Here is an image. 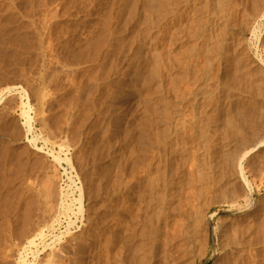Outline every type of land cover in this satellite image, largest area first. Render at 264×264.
<instances>
[{"label":"rangeland","instance_id":"374dc122","mask_svg":"<svg viewBox=\"0 0 264 264\" xmlns=\"http://www.w3.org/2000/svg\"><path fill=\"white\" fill-rule=\"evenodd\" d=\"M122 1L0 0V264H20L19 258L22 254V248L32 238H35L36 243L39 244L38 248H33L32 251L37 250L38 252L34 258L29 256L27 264H30V262H33L32 264H73L74 259L72 258L76 253L78 242L81 240L85 241L86 244L83 264H135V259L132 260L134 263H131V259L134 258L132 256L136 255L134 248L140 238L138 232L140 233V226H143L148 220L146 216L149 218L150 213L145 210L146 197L140 199V202H136V205L138 204L137 210H135L136 205H133V209L123 212L118 201L120 199V186H122L119 182L123 181V186L134 187L137 173H140L139 177H147L146 174L150 173L154 179L160 178L161 173L158 174V172L152 170L155 160L152 158L155 153V146L151 138L155 130L149 123L150 113L148 110L155 103L153 100L158 101L165 95L164 98H167L170 108L174 110V106L179 107L176 108L177 110L173 111L171 109L169 111L171 114L172 111L175 115L177 114V119L176 116L173 117V133L178 132V129L181 128L175 126L176 123H180L181 129H184L183 127L186 129L181 131L183 134L179 131V134L175 133V135L177 134L178 138L184 141L188 140L186 137L189 136L190 129L187 131L189 126L188 124L187 126L184 125H186L185 122L189 121L187 119L192 118L190 114L192 111L190 101L192 100H190V97H187L190 98L189 101L186 98L187 91H185L183 83L186 73L183 74V64L181 63L183 60L187 61L188 57V68H190L188 73L191 74L194 71L192 66L197 63V48L199 47L198 43H200V40L195 37L196 31H199L200 28H202L200 32L208 28L211 30L213 28V33L220 32L219 35L214 34L213 40H217L221 44L219 53L223 58L222 64L227 65L226 68L229 69L226 77L228 83L231 82L230 86L232 85V88L229 87L228 90L223 91L221 89L216 90L214 83L209 81L210 85L208 82L207 89L216 92L211 93V99L217 100V102L212 100V104L215 106L216 103V107L218 105L217 108L213 106V109H217L215 111L217 116L215 115V117L218 119H213L214 123L211 124H215L214 126L209 124L214 128L213 131L211 130L213 128H209L211 130L210 135L218 138L220 133L218 130H220L225 110L229 112V115L241 111L240 117L238 116L239 113L236 114L237 117L235 116L237 125L244 133H247V136L252 135V132L257 134L258 136L255 135V137L262 145L254 152L249 150L251 154L243 158L242 161H240L239 150H236V148L235 150L230 149V151L239 153L237 158L242 165L246 180L245 185H242V178L235 175L229 178L230 182L226 181L228 186L224 189L225 194H222L219 189L209 190L206 193L204 206L202 207V219L199 222L198 229L202 231H198V233L203 234H197L198 238H196L195 243L193 242L189 246L192 253L188 252L189 249H183L184 247H182L183 242L178 232L179 213L177 211L168 212L163 216L166 223L164 233L167 232L165 235L168 239L165 238L167 243L165 242L166 244L160 247L161 253L165 255V260L160 254V257L163 258L161 257L162 260H158V262H162L158 264H213L215 245H217V237L219 238V230L222 227H227L226 231L231 232L233 227L241 223L252 225L251 232L253 236L261 230L264 223V220L263 223L261 220L264 216V108L262 111L260 109L264 104V101H262L264 99V94H262V92L264 93V79L261 78L260 72L262 73V71L259 68L260 65H263L264 68V0H229V2L225 0L228 3L221 4L223 10L221 6L217 7V10L219 8L223 12L213 10L216 6L214 2L218 0H211V2L214 1L213 3H210V0H204L205 2L202 0L194 2L191 0H170L171 8L169 11L171 13L168 14L167 18L170 17L172 27L175 28L178 25L176 26V33L179 38H175L174 43H172V40L171 46L169 45L172 51L171 55L167 56L168 59L164 57L160 66L158 65L159 67L163 65L162 69H164L163 71H161V68L159 69L162 72V78L158 81H154V79L146 80L148 66L154 67L156 63L155 57H153L155 55L153 50L155 48L156 33L152 28H146L145 23L142 22V19L145 18L144 15H146L142 13L143 10L141 9L144 8L145 0H138L137 2L139 10H142L139 13L141 21L136 20L133 22L130 20V23L126 20V15L127 8L133 0ZM190 1L192 4L194 3V6ZM220 1H218L219 4L222 1L224 2V0ZM186 4H189V8ZM209 4L211 7H209ZM191 5L193 8L195 7L193 10L190 8ZM200 5L205 6L206 10L203 7L201 8L209 12L199 9ZM118 6L123 11H120ZM196 8L200 11H196ZM119 11L122 13L121 15L118 14ZM191 11H194L197 18L194 14H190ZM204 12L210 17L209 20ZM141 13L144 16L143 18ZM220 13L222 14L220 15ZM172 14L174 15L172 16ZM224 14L226 19H224ZM118 15L120 16L117 17ZM212 15L214 16L212 17ZM190 16L192 18L189 20ZM216 16H218V19L223 18L224 21L222 20V22L229 19L227 21L230 24L225 22L223 24L226 25H223L220 23L221 19L219 21L215 18ZM105 17H110V19L107 20ZM205 17L207 20L202 21ZM211 17L212 19L215 18L214 22L217 20V23L214 24ZM104 19H106V22H104ZM115 19L118 21L116 22ZM108 21L112 28L109 27L110 25L109 28L107 27ZM111 21L112 23L115 22L113 24L115 27L120 22L122 25L119 23L118 26L121 25L125 30L121 26L113 29L114 26H112ZM203 24L204 27H202ZM227 24L232 26L230 31ZM100 25L106 26V31ZM197 25H201L200 28ZM107 28L113 29L111 31L112 35H110L111 32L107 31ZM102 29H104L103 32ZM119 29L123 30L120 31L119 35H121H118V37L116 33L119 32ZM116 30L117 32H115ZM98 31H101V33ZM102 33H105V36H110L106 38L103 36L104 39L101 41L99 38H101ZM95 35H99L98 39L101 44L104 42L102 47H100V42L97 44L96 38L98 36ZM94 37H96V40ZM111 37L112 39H110ZM92 39L95 40L93 41L96 42V45L91 43L93 42ZM219 39L220 41L222 39V43ZM104 40L110 45L106 44ZM90 45L94 48L97 46L95 48L97 51ZM113 46L117 47L114 48ZM119 47L121 51H118L120 50ZM88 50L90 53L88 52V55L86 52L87 56L85 57V51ZM187 51L189 54H187ZM231 51H233L232 54H230ZM77 52L79 60H76ZM94 53L98 54V59ZM90 55L95 56V59ZM10 56L13 62H11ZM72 56H74V60H72ZM81 56H84V60L87 58L86 60L89 62L93 58V62H87L86 64L85 60V63H83L84 60ZM88 56L92 57L91 61L88 60ZM149 57L151 58L150 61ZM109 58L113 60V63ZM114 58H116V62H114ZM108 59L110 61H107ZM7 60L9 61L7 62ZM214 61L216 63V59ZM254 62L259 63V68L253 67ZM215 63H213V69ZM235 63L240 64V68ZM229 65L231 66L228 67ZM248 68L249 70H246ZM105 71L108 72L105 74ZM142 71L144 74L146 72L145 76H142ZM99 72L100 74H98ZM74 74L75 76H73ZM213 74L215 75V72ZM251 74L256 75L255 77H258V79H262H260L262 83L258 80V87V82L255 81L257 78ZM183 75L185 76L183 77ZM250 78L252 79L250 80L251 83H249ZM138 80L140 83H138ZM131 81H135V84ZM253 81H255L256 87H254L257 88L256 90H261V92H258L261 96L259 99L257 98L258 93H255V88L251 86L254 85ZM86 83H89L90 86L89 84L87 86ZM218 90H220V93ZM252 90L254 91L251 92ZM177 91L182 96L178 95ZM76 92L82 101L80 98L79 101H76V98H78ZM225 93L230 95V98L235 95V98L239 99L237 110L230 103L231 99L230 101L226 99L227 95ZM184 95L187 100L183 98ZM179 97H182L183 101L181 98L179 102ZM95 99L97 100L95 101ZM224 99L226 100L224 101ZM242 99L245 103L242 102ZM251 101L252 103H250ZM90 103L93 105H90ZM176 103L178 105H175ZM246 107L252 108L251 121H253L252 124L250 123L252 125V128L249 127L250 131L247 127L250 125H247L242 117V111ZM258 107L259 111H257ZM190 108L191 111L189 112ZM256 111L261 114H257ZM77 115H79L78 119ZM72 116H74V120ZM178 116L182 118L180 121ZM241 120L244 124H241ZM241 125L243 126L241 127ZM28 126H30V131ZM215 127H217V130ZM157 128L161 131L162 125L159 124ZM228 128V131H226L227 136L231 133V127ZM145 137H150L147 139V141H150H146L145 151L141 149L140 153L138 152V158L141 159V162L136 165L137 142L141 138L145 140ZM182 144L184 146V142ZM182 144L181 147H183ZM183 150L186 157L191 158L189 162L192 163V155H194L190 154L192 150L189 152ZM213 153L212 151V159L217 160L216 154ZM184 154L183 157H185ZM187 160L185 161L187 162ZM189 162L183 170L187 172L186 175L190 171L189 174L192 177L189 176L187 177L189 179L186 180L183 175L185 171L180 174V179L176 184L177 194H179L177 200L181 199L183 190L184 193L186 192L185 188L191 190L190 186L194 181V166H190L191 163ZM121 163L122 165H119ZM139 164L141 168H139ZM187 168L189 170H186ZM215 175L218 176L217 173ZM188 180L191 181H189L191 184L188 183ZM180 185L185 186V188ZM141 190L144 194L147 192V188L143 187ZM127 193L130 195V199L134 198L132 197V191L127 190ZM80 194L82 209L78 211ZM30 200H32L31 204H29ZM246 206L248 208L240 211V208ZM136 214H139L138 218ZM246 215L251 216V223L245 220ZM24 216L28 220L24 219ZM121 219L124 222L126 221L125 223L129 227L127 232L130 231L131 233H125L127 242L126 249L124 248V252H121L122 257L118 253L119 250H116L119 247L115 244L118 241L117 235L119 234ZM173 220H175L174 223ZM21 225L22 228L25 227V230L19 229ZM23 230L24 232H22ZM20 232H22V236H20ZM39 234H42L44 238L41 239ZM134 235L136 236L134 237ZM137 235L139 238H137ZM163 237L165 236L163 235ZM199 237L200 240H198ZM201 238L203 239L201 240ZM164 240H161V245H163ZM191 249L193 250L191 251ZM184 250H187V252ZM143 253L146 254L144 251ZM189 253L190 256L187 255ZM199 254H203V257L198 258Z\"/></svg>","mask_w":264,"mask_h":264},{"label":"bare ground","instance_id":"6f19581e","mask_svg":"<svg viewBox=\"0 0 264 264\" xmlns=\"http://www.w3.org/2000/svg\"><path fill=\"white\" fill-rule=\"evenodd\" d=\"M122 1V0H121ZM130 1V0H129ZM132 1V0H131ZM140 1V0H139ZM144 1V0H143ZM188 1V0H187ZM191 1H197V0H191ZM190 1V2H191ZM200 1V0H199ZM202 1H204V0H202ZM216 1V0H215ZM219 2H221L220 0H218ZM214 2V3H216V6H215V8L213 7V5H212V7L214 8H212L213 10H217V7H220L221 6V4H223V3H228L229 2V0H227V1H225L224 0V2L222 1V3H220L219 4V2ZM64 2V1H63ZM109 2V1H108ZM122 2H124V1H122ZM137 2H138V0H133V2L132 3H130V5H129V7L127 8V6H126V8L128 9H125V10H127V21H129V23L131 22V21H141V18H140V15H139V13H140V11H142L143 10V14H146V15H144L145 16V18H143L144 16H142L143 14L141 13V16H142V22H144L145 23V25L144 26H146V28L147 27H149V28H152V30L156 33V37H155V39H156V42H155V48H154V50H153V52L155 53V55L153 56V57H155V59L152 57V55H151V57L155 60V66L154 67H149L148 65V69H147V74H146V72H145V74H146V80H153L154 79V81H158V79H161L162 78V76H161V74H162V72L161 71H163L164 69H162V67H163V65L161 66V67H159L160 66V63L162 62V59L164 58V57H166L167 58V56L169 57V55H171V49H170V43L172 42V40H173V42L172 43H174V39L175 38H179L178 37V34L176 33V30H177V28H176V26H178V25H176L175 26V28L174 27H172L171 25V22L172 21H170L169 19H170V17L169 18H167L169 15L168 14H170L171 12L169 11V9L171 8V5H170V0L168 1V0H145L144 1V8H145V11H144V8H141L140 10H139V6L137 5ZM205 2V1H204ZM207 2V1H206ZM213 2H211V0H210V3H213ZM173 3V2H172ZM171 3V4H172ZM175 3V2H174ZM208 3V2H207ZM206 3V4H207ZM239 3V2H238ZM129 4V3H128ZM191 4H192V2H191ZM194 4V3H193ZM192 4V5H193ZM217 4H219V6H217ZM240 4V3H239ZM243 4V3H242ZM108 5V4H107ZM139 5H140V3H139ZM172 5H174V4H172ZM176 5V4H175ZM187 5V4H186ZM191 5V6H192ZM119 6H121V5H119ZM119 6H118V9H120L119 8ZM188 6V8H189V4L187 5ZM190 6V8L193 10L194 8H193V6L191 7ZM208 6V5H207ZM124 7V6H123ZM201 7H203V6H199L198 8L200 9ZM209 7H211V5L209 4ZM112 8V7H111ZM122 8V7H121ZM174 8V7H173ZM187 8V7H186ZM185 8V9H186ZM204 9H205V6L203 7ZM96 9V8H95ZM190 9V10H191ZM197 9V8H196ZM195 9V10H196ZM199 9H197L196 11H200ZM202 9V8H201ZM204 9H202V10H204ZM208 9H210V8H208ZM221 9L223 10V7L221 6ZM221 9H219L218 8V10H220V12H223V11H221ZM101 10V9H100ZM177 10V9H176ZM189 10V11H190ZM194 10V11H195ZM201 10V13L203 12ZM206 10V9H205ZM204 10V11H205ZM217 10V11H218ZM120 11H123V10H121L120 9ZM120 11H119V13L118 14H122V13H120ZM188 11V10H187ZM188 11V12H189ZM194 11H191V13L190 14H194ZM208 11V10H207ZM207 11H205V12H207ZM210 11H212L211 9H210ZM216 11V12H217ZM225 11H226V9H225ZM228 11V10H227ZM184 12V11H183ZM193 12V13H192ZM205 12H204V14H205ZM209 12V11H208ZM213 12V11H212ZM211 12V13H212ZM124 13V12H123ZM172 13H174V12H172ZM181 13V12H180ZM217 13H219V12H217ZM226 13V12H225ZM54 14V13H53ZM126 14V13H125ZM182 14V13H181ZM197 14H198V12H197ZM222 13H220V15H221ZM120 15H118L117 17H119ZM174 14H172V16H173ZM195 15V14H194ZM207 17H208V20H209V16L207 15V14H205ZM204 15V16H205ZM225 15V14H224ZM51 16V15H50ZM125 16V15H124ZM199 16V15H198ZM214 15H212V17H213ZM47 17V16H46ZM54 17V16H53ZM76 17V16H75ZM123 17V16H122ZM195 17L197 18V16L195 15ZM212 17H211V19H212ZM218 16H216L215 18H217ZM222 17H224V16H222ZM49 18V17H48ZM105 18H107V20H108V18L110 19V17H105ZM179 18V17H178ZM192 17L190 16L189 17V20L191 19ZM200 18V17H199ZM198 18V19H199ZM203 18V17H202ZM215 18H213L212 20V22H214V19ZM47 19V18H46ZM54 19V18H53ZM56 19V18H55ZM118 19V18H117ZM117 19H115L116 20V22L118 21ZM121 19V18H120ZM119 19V20H120ZM123 19H125V18H123ZM218 19V18H217ZM220 19H221V17H220ZM220 19H218L219 21H220ZM224 19H226V15H225V18ZM224 19L222 18L221 19V21H220V23H225V22H228L229 21V19H227L225 22H222V20L224 21ZM131 20V21H130ZM181 20H183V19H181ZM194 20H195V18H194ZM205 20H207L206 19V17H205V19L204 20H202V21H205ZM81 21V20H80ZM110 21V20H109ZM109 21L107 22V24L109 23ZM124 21V20H123ZM217 20H215V22H214V24L215 23H217L216 22ZM218 21V22H219ZM46 22V21H45ZM104 22H106V19H104ZM160 22H162V23H160ZM188 22H190V21H188ZM120 23V22H119ZM119 23H118V25H119ZM125 23H126V21H125ZM183 23V22H182ZM193 23V22H192ZM204 23V22H203ZM211 23V22H210ZM229 23V22H228ZM42 24V23H41ZM111 24H112V26H114L113 27V29H115L116 27H120V26H116L115 27V25H113V24H115V22L114 23H112V21H111ZM117 24V23H116ZM140 24V23H139ZM189 24V23H188ZM201 24H202V22H201ZM208 24V23H207ZM213 24V23H212ZM230 24V23H229ZM106 25V24H105ZM110 24H108L107 25V27L109 26ZM141 25H142V23H141ZM182 24L180 23V26H181ZM185 25H186V23H185ZM189 25H191V24H189ZM223 25H226V24H223ZM43 26V25H42ZM76 26V25H75ZM143 26V27H144ZM197 26H199V28H200V26L201 25H197ZM207 26V25H206ZM205 26V27H206ZM229 25L227 24V27H228ZM100 27L101 28H104V29H102L101 31L103 32V30L104 31H106V26L104 27V25H100ZM100 27H99V30H100ZM109 27H111V25L109 26ZM108 27V28H109ZM182 27V26H181ZM202 27H204V24H203V26ZM226 26H225V28H227ZM232 26L230 25L229 26V28H228V30L230 31V28H231ZM50 28V27H49ZM75 28V27H74ZM107 28V29H108ZM112 28V27H111ZM121 28H123L122 26H121ZM215 28H216V26H215ZM214 28V29H215ZM113 29H108L107 31L108 32H111ZM124 30H125V28H123ZM123 29H119V32H117V30L115 31V32H117L116 34H117V36L119 35V33H120V31H122ZM184 29V28H183ZM202 28H200V30H201ZM217 29V28H216ZM215 29V30H216ZM219 29V28H218ZM233 29V28H232ZM40 30V29H39ZM50 30V29H49ZM146 30V29H145ZM200 30L199 31H196V37L195 38H198L199 40H200V43H198L199 44V47L197 48V50H198V54H197V63L196 64H194V66H192V67H194L193 69H194V71H193V69H192V73L190 74V73H188V71H189V69L190 68H188L189 67V65H188V57H187V61L186 60H183L182 61V63L181 64H183L182 65V67H183V74H185V75H183V83H184V87H185V91H187V96H186V98L187 97H190L189 99L190 100H192V101H190L191 102V108H192V111H191V108H190V110H189V112H190V114H191V116H192V118L190 117V119H187V120H189V121H187V122H185V124L186 125H184V126H187V124H188V126H189V128L187 127V131L190 129V134H189V132H188V137H186L188 140H182V139H180V138H178L179 136L177 135V134H179V133H182L181 131L182 130H184L185 131V127H183L184 129H181L182 128V126H180L178 123H176V127H181V128H176V129H178V132H174L173 133V128L172 127H174V124H173V121H174V116H176L175 115V113L173 112L174 110H177L179 107H176V106H172L173 108H175L174 110L172 109V108H170L169 107V105H168V100H167V98H164L165 97V95H163V97H162V99H158V101H154L153 100V102H155V103H153L151 106H150V108H149V113H150V118H149V123H151V126H152V128L155 130V131H153L154 132V134H152V138L151 139H153V140H151V141H153V143H154V146H155V153L153 154V159H155L154 160V162H153V164L154 165H152L153 166V171L155 172H158V174L159 173H161V175H159L160 176V178H158V179H154V177H152L153 175H151L150 173L149 174H146L147 175V177L146 176H142V177H139L138 175L140 174V173H137V176H135V181H134V183L135 184H133V185H135L134 187L132 186V187H128L127 185L126 186H123L124 185V183H123V181H121V183L119 182V184L120 185H122V186H120L121 187V189H120V191H119V204H120V206H121V209H122V211L123 212H125V211H127L128 209H133V205H136V202L137 201H141L144 197H146L147 198V201H146V209L145 210H147L148 211V213H150V215H149V218L146 216V218L148 219L144 224H143V226H140V233L138 232V234H139V237H138V235H137V238H139V240H137V243H136V245H135V254L136 255H134V256H132V257H134V258H132L131 259V261L133 260V259H135V264H158L159 262L160 263H162L161 261H159L158 262V260H162V258L165 260V255H163L162 253H161V251L162 250H160L161 248V246H164V244H166L167 242H166V239L165 238H167L166 237V235H165V233H167V232H165L164 233V230L166 229V227L164 228V226H166L165 224V222H164V220H163V216L166 214V213H168V212H175V211H177L178 213H179V216H180V219L178 220L179 221V223H178V225H179V236L181 237V239H182V247H184L183 249H189V251L188 252H190V245H192L193 244V242L195 243V241H196V238H198L197 237V234H199L198 233V229H199V222L201 221V219H202V217H201V215H202V207L204 206V201H205V195H206V193L209 191V190H215V189H219V190H221V192H222V194H225V191H224V189H226V187L228 186V184L226 183V181L228 180L229 181V178H232L233 176H235V175H237V177H239V178H242V180H241V182H242V185H245V183L244 182H246V180H245V177H244V173H243V169H242V165H241V163H240V161H242V159L243 158H246L247 156H249L251 153H249L250 151L249 150H252V152H254V151H256L259 147H261V142H259L258 140H257V138L255 137V135H257V134H254L253 132H252V135H249V136H247V133L245 134L244 133V131L243 130H241L240 128H239V126L237 125V113H239V117H240V114H241V111H236L237 110V105L239 104V99L238 98H235V95L234 96H232L231 98H230V95H228V94H226L227 96H226V99H229V101H230V99H231V104L233 105V108H235L236 110V112H234V114L233 115H229L228 113V111H224V114H223V119H222V123H221V127H220V130H218V131H220V133H219V135H218V138L217 137H213V136H211L210 135V131L212 130H214V128H213V126L215 125V124H211L215 119L217 120L218 118L217 117H215V115H216V110L215 109H213V104H212V100L213 99H211V93H214L212 90H210V89H207V87H208V82L209 81H211V82H213L214 83V86H216L215 88H216V90L217 89H221V90H223V91H226V90H228L229 89V87H231L230 86V83H228V80H227V73H228V68H226V66L225 65H223L222 64V60H223V58H222V55H220V53H219V51L221 50V44H219L218 43V41L217 40H213V38H214V34H216V33H213V28H212V30L210 29V28H208L207 30L205 29V30H202L201 32H200ZM43 31V30H42ZM79 31V30H78ZM101 31H98V32H100L101 33ZM147 31V30H146ZM184 31V30H183ZM218 31V30H217ZM228 31V32H229ZM5 32V31H4ZM107 32V33H108ZM114 32V33H115ZM151 32V31H150ZM153 32V33H154ZM106 33V32H105ZM103 34L102 33V35L100 36L101 38H99V35H95L96 37H94V39L96 40V41H98L97 42V44L100 42V47H102V45H103V43L101 44V41L104 39V38H102L103 36H105L106 34ZM113 33V34H114ZM122 33V32H121ZM178 33H180V32H178ZM218 33H220V32H218ZM216 34V35H219V34ZM230 33V32H229ZM42 34V33H41ZM54 34V33H53ZM109 34V33H108ZM151 34H152V32H151ZM233 34V33H232ZM35 35H37L36 33H35ZM76 35V34H75ZM94 35V34H93ZM110 35H112V32H111V34ZM110 35H108V36H110ZM121 35V34H120ZM119 35V36H120ZM183 35V34H182ZM215 35V36H216ZM221 35V34H220ZM8 36V35H7ZM46 36V35H45ZM108 36H105V38L106 37H108ZM114 36V35H113ZM118 36V37H119ZM154 36V35H153ZM195 36V35H194ZM89 37V36H88ZM218 37H220V36H218ZM19 38V37H18ZM56 38V37H55ZM101 40V41H99V39ZM114 38V37H113ZM221 38V37H220ZM229 38V37H228ZM227 38V39H228ZM235 38V37H234ZM35 39V38H34ZM48 39V38H47ZM94 39H92V41L94 40ZM108 39V38H107ZM106 39V40H107ZM110 39H112V37L110 38ZM117 39V38H116ZM115 39V41H117V40H119V39H117L116 40ZM153 39V38H152ZM94 40V41H95ZM114 40V39H113ZM177 40V39H176ZM91 42V43H96V42ZM105 41V40H104ZM121 41V40H120ZM120 41H119V43H120ZM153 41V40H152ZM219 41H220V39H219ZM88 42H89V40H88ZM112 42V41H111ZM221 43H222V39H221V41H220ZM228 42H230V41H228ZM105 43H106V41H105ZM118 43V42H117ZM118 43V44H119ZM180 44H181V42H179ZM232 43V42H231ZM11 44V43H10ZM53 44V43H52ZM106 44H109V43H106ZM105 44V45H106ZM113 44V43H112ZM48 45V44H47ZM50 45V44H49ZM96 45V44H95ZM110 45V44H109ZM115 45H116V43H115ZM170 45V46H169ZM232 45V44H231ZM63 46V45H62ZM90 46H92V45H90ZM118 46V45H117ZM116 46V47H117ZM177 46V45H176ZM49 47V46H48ZM93 47V46H92ZM91 47V48H92ZM97 46H95V48H96ZM98 47H99V45H98ZM114 47V46H113ZM112 47V48H113ZM116 47H114V48H116ZM121 47V46H120ZM119 47V48H120ZM145 47V46H144ZM147 47V46H146ZM230 47V46H229ZM94 48V47H93ZM93 48H92V52H93ZM95 48H94V50H95ZM107 48H109V47H107ZM113 48V49H114ZM233 48V47H232ZM231 48V49H232ZM235 48H237V47H235ZM66 49V48H65ZM87 49H88V47H87ZM50 50V49H49ZM145 50V49H144ZM236 51H237V49H235ZM235 50H233V51H235ZM95 51H97V49L95 50ZM118 51H121V48H120V50H118ZM230 51V50H229ZM233 51H231V53L230 54H232V52ZM79 52V51H78ZM78 52H77V55H76V58L79 56V54H78ZM88 53L89 52V50L88 51H85V53ZM99 52V51H98ZM98 52H96V53H98ZM104 52H105V50H104ZM4 53V52H3ZM84 53V54H85ZM87 53L85 54V57L87 56ZM90 53V52H89ZM89 53H88V55H89ZM109 53H110V51H109ZM93 54V53H92ZM107 54V53H106ZM106 54H104V56L106 55ZM187 54H189V52L187 51ZM223 54V53H222ZM4 55H5V53H4ZM94 55H97V59H98V54H95L94 53ZM116 55V54H115ZM238 55V54H237ZM90 56H92L94 59H95V56H93V55H90ZM110 56V55H109ZM113 56V55H112ZM117 56V55H116ZM149 56H150V54H149ZM174 56V55H173ZM230 56V55H229ZM8 57V56H7ZM11 57V56H10ZM73 57L74 56H72V60H74L73 59ZM82 57V56H81ZM92 57H89L88 56V60H90ZM106 58H108L107 56H105ZM232 57V56H231ZM3 58V57H2ZM75 58V59H76ZM84 58V56L82 57V59ZM93 58L90 60L91 62H89V61H87L86 59L87 58H85V60H86V64H87V62L88 63H92L93 62ZM106 58H105V61H106ZM117 58V57H116ZM116 58H114L115 59V61L114 62H116ZM150 58V57H149ZM102 59V58H101ZM109 59H111V58H109ZM107 60V61H110V60ZM152 59V60H153ZM168 59V58H167ZM214 59H216V63H215V61H214ZM232 59V58H231ZM6 60V59H5ZM10 60V59H9ZM9 60H7V62L9 61ZM17 60V59H16ZM53 60V59H52ZM76 60H79L78 58L76 59ZM84 60V59H83ZM85 60H84V62L83 63H85ZM151 60V58L149 59V61ZM164 60V59H163ZM237 60V59H236ZM235 60V61H236ZM56 61V60H55ZM113 60L111 59V62H112ZM146 61H148L147 59H146ZM158 61H159V63H158ZM195 61V60H194ZM225 61V60H224ZM232 61V60H231ZM11 62H13L12 61V57H11ZM95 62V61H94ZM153 62V61H152ZM169 62V61H168ZM196 62V61H195ZM218 62H220V63H218ZM226 62V61H225ZM229 62V61H228ZM240 62V61H239ZM10 63V62H9ZM36 63H37V61H36ZM57 63V62H56ZM96 63V62H95ZM107 63V62H106ZM113 63V62H112ZM187 63V64H186ZM213 63H215L216 65H214V69H213ZM230 63V62H229ZM237 63H238V61H237ZM255 63V62H254ZM98 64V63H97ZM100 64V63H99ZM102 64V63H101ZM109 65L111 64V63H108ZM116 64V63H115ZM231 64V63H230ZM236 64V63H235ZM262 64V63H261ZM77 65V64H76ZM108 65V67H110ZM153 65V64H152ZM159 65V66H158ZM232 65V64H231ZM231 65H229L228 67H230ZM237 65V64H236ZM100 66V65H99ZM102 66V65H101ZM238 67L239 66H241L240 64L239 65H237ZM106 67H107V64H106ZM112 67H114V66H112ZM143 67V66H142ZM159 67V68H158ZM251 67V66H250ZM253 67H258L259 68V63L257 64V62L255 63V64H253ZM97 68H98V66H97ZM115 68V67H114ZM144 68V67H143ZM161 68V71L159 70ZM165 68V67H164ZM240 68V67H239ZM244 68H246V67H244ZM99 69H101L100 67H99ZM99 69H98V71H99ZM111 69V68H110ZM109 69V70H110ZM253 69V68H252ZM255 69H257V68H255ZM254 69V70H255ZM261 69V70H260ZM83 70V69H82ZM102 70H103V68H102ZM108 70V71H109ZM113 70V69H112ZM246 70H249V68L248 69H246ZM259 70L260 71H262V73L264 72L263 70H264V68H263V65L261 66L260 65V68H259ZM49 71V70H48ZM104 71V70H103ZM108 71H105V74H106V72H108ZM146 71V70H145ZM185 71V72H184ZM252 71V70H251ZM256 71V70H255ZM52 72V71H51ZM80 72V71H79ZM82 72V71H81ZM143 72V71H142ZM161 72V73H160ZM190 72V71H189ZM213 72H215V75L213 74ZM250 72V71H249ZM259 72V71H258ZM257 72V73H258ZM45 73V72H44ZM64 73V72H63ZM76 73V72H75ZM134 73H137V72H134ZM133 73V74H134ZM261 72H260V75H261V78L262 79H264V74H262ZM64 74H66V73H64ZM63 74V75H64ZM71 74V73H70ZM73 74V73H72ZM98 74H100V72L98 73ZM105 74H103V75H105ZM109 74V73H108ZM107 74V75H108ZM110 74H111V72H110ZM140 74H141V72H140ZM143 74H144V72H143ZM142 74V76H145V74L143 75ZM247 74H249V73H247ZM132 75V74H131ZM137 75V74H136ZM212 75H214V76H212ZM252 75V74H251ZM259 75V74H258ZM54 76H55V74H54ZM73 76H75V74L73 75ZM99 76V75H98ZM140 76V75H139ZM141 76V77H142ZM247 76V75H246ZM252 76H254V74L252 75ZM252 76H249V77H252ZM256 76V75H255ZM254 76V77H255ZM47 78V77H46ZM71 78V77H70ZM132 78V77H131ZM134 78V77H133ZM143 78V77H142ZM141 78V79H142ZM246 78V77H245ZM253 78V77H252ZM255 78H257V80H255V81H257L258 82V80H260V79H258V77H255ZM140 79V80H141ZM144 79V78H143ZM248 79V78H247ZM261 79V80H262ZM95 80V79H94ZM94 80H93V82H94ZM101 80V79H100ZM99 80V82H101ZM137 80V79H136ZM250 80H252L251 78L249 79V81ZM254 80V79H253ZM260 80V81H261ZM139 81V80H138ZM255 81H253L254 82V85H251V86H255L256 84H255ZM264 81V80H263ZM92 82V83H93ZM95 82H97V81H95ZM132 82V81H131ZM248 82V81H247ZM247 82H245V83H247ZM252 81H250L249 83H251ZM98 83V82H97ZM133 84H135V81L134 82H132ZM138 83H140V81L138 82ZM210 83V82H209ZM261 83H262V81H261ZM264 83V82H263ZM81 84V83H80ZM87 84V83H86ZM89 84V83H88ZM88 84H87V86H88ZM96 84V83H95ZM102 84V83H101ZM137 84V83H136ZM235 84V83H234ZM84 85H85V83H84ZM210 85H211V83H210ZM245 85H247V84H245ZM258 85H259V82L257 83V87H258ZM80 86V85H79ZM86 86V85H85ZM89 86H90V84H89ZM138 86V85H137ZM141 86V85H140ZM234 86V85H233ZM74 87H75V85H74ZM256 87V86H255ZM254 87V88H255ZM260 87H262V86H260ZM260 87H259V89H260ZM96 88H98V87H96ZM232 88V87H231ZM247 89V88H246ZM257 88H255L254 90H256ZM261 89H263V87L261 88ZM86 90V89H85ZM96 90V89H95ZM94 90V91H95ZM98 90H100L99 88H98ZM250 90H251V88H250ZM254 90H252L251 92H253ZM77 91V90H76ZM88 91V90H87ZM220 90H218V92H219ZM237 91V90H236ZM248 91H249V88H248ZM257 91V90H256ZM255 91V93H258V92H261V90L260 91H257L256 92ZM181 92H183V91H181ZM181 92H179V93H181ZM239 92V91H238ZM237 92V93H238ZM73 93V92H72ZM89 93H90V90H89ZM92 93H93V91H92ZM216 93V92H215ZM220 93V92H219ZM254 93V94H255ZM76 94H77V92H76ZM76 94H75V96H76ZM94 94H96V93H94ZM177 94H178V91H177ZM222 94V93H221ZM262 94H264L263 92H262ZM178 95H180V94H178ZM256 96H258L259 95V93H258V95L257 94H255ZM77 96H78V98H76V101H79L78 99L80 98L79 97V94H77ZM87 96V95H86ZM180 96H182V95H180ZM214 96V95H213ZM216 96V95H215ZM218 97H219V95H218ZM238 97V96H237ZM259 97H261L260 95L257 97L258 99H259ZM160 98H161V94H160ZM180 98V99H179ZM178 98V100H179V102H180V100H181V98L182 97H179ZM183 98H185V95L183 96ZM183 98H182V101H183ZM185 98V99H186ZM215 98V97H214ZM220 98V97H219ZM241 98H242V96H241ZM74 99V98H73ZM83 100H84V97L82 98ZM116 99H117V97H116ZM184 99V100H185ZM188 99V98H187ZM186 99V100H187ZM189 99H188V101H189ZM221 99V98H220ZM226 99H224V101L226 100ZM248 99V98H247ZM75 100V99H74ZM80 100H81V98H80ZM97 99H95V101H96ZM111 100H113V99H111ZM178 100H176V101H178ZM243 100V99H242ZM245 100H246V98H245ZM75 101V102H76ZM82 101V100H81ZM91 101V100H90ZM94 101V102H95ZM152 101V100H151ZM188 101H186V102H188ZM214 101V100H213ZM216 102H217V100H215ZM214 101V102H215ZM229 101H227V103L229 102ZM252 101H254V100H252ZM252 101L250 102V103H252ZM262 101H264V99L262 100ZM114 103H115V100L113 101ZM213 102V103H214ZM241 102V101H240ZM242 102H244L245 103V101L243 100ZM255 102H257V101H255ZM259 102V101H258ZM81 103V102H80ZM92 103V102H91ZM90 103V105H93V104H91ZM226 103V102H225ZM230 103H228V104H230ZM249 103V102H248ZM219 104V103H218ZM242 104V103H241ZM258 104V103H257ZM260 104V103H259ZM258 104V105H259ZM90 105H89V107H90ZM175 105H178L177 103L175 104ZM188 105V104H187ZM225 105V104H224ZM246 105V104H245ZM250 105H252V104H250ZM82 106V105H81ZM84 106V105H83ZM244 106V105H243ZM242 106V107H243ZM248 106V105H247ZM253 106H254V104H253ZM88 107V106H87ZM148 107V106H147ZM161 107V108H160ZM214 107H216V103H215V106ZM217 107H218V105H217ZM216 107V108H217ZM260 107H261V105H260ZM84 108V107H83ZM168 108H170L169 110H168ZM177 108V109H176ZM186 108H187V106H186ZM226 108H228V107H226ZM254 108V107H253ZM264 108V104L262 105V108L260 109L261 111H262V109ZM171 109L173 110L172 111V114H174L173 116H172V114L169 112V111H171ZM252 108L251 107H246V108H244L243 109V111H242V117L244 118V122L246 121L247 122V125H250V126H247L248 128L250 127V128H252L251 126V124H252V121H251V112H252V110H251ZM255 109H257L256 107H255ZM255 109H254V111H255ZM79 110V109H78ZM81 110V109H80ZM180 110V109H179ZM179 110H178V113H179ZM264 110V109H263ZM76 111V110H75ZM147 111V112H148ZM184 111V110H183ZM183 111H182V113H183ZM257 111H259V107H258V110ZM256 111V112H257ZM186 112V111H185ZM77 113V112H76ZM261 114L260 112H257V114ZM80 114H81V111H80ZM185 114V113H184ZM75 115V114H74ZM179 115V114H178ZM263 115V114H262ZM78 116L79 115H77V119H78ZM217 116V115H216ZM236 116V117H235ZM258 116H260V115H258ZM73 117L74 116H72V119H73ZM146 117V116H145ZM179 117V116H178ZM181 117H183L182 115H181ZM215 117V118H214ZM261 117V116H260ZM147 118V117H146ZM145 118V119H146ZM184 118V117H183ZM236 118V119H235ZM263 118V117H262ZM84 119V118H83ZM176 119H177V116H176ZM180 119H182V118H180L179 117V121H180ZM214 119V120H213ZM241 119V118H240ZM74 120V119H73ZM185 120V119H184ZM243 120V119H242ZM241 120V124H244L243 123V121ZM264 120V119H263ZM80 121H81V119H80ZM176 121V120H175ZM183 121V120H182ZM181 121V122H182ZM183 122V123H184ZM214 123V122H213ZM249 123V124H248ZM251 123V124H250ZM159 124H161L162 125V128H161V131H159L160 129L159 128H157V126L159 125ZM182 124V123H181ZM209 124H211V125H213V126H211V125H209ZM243 125H241V127H242ZM75 127V126H74ZM73 127V128H74ZM115 127V126H114ZM228 127H231L230 129H231V133H230V135L229 136H227V132L226 131H228L229 130V128ZM246 127V128H247ZM209 128H213V129H211V130H209ZM217 127H215V129H216ZM227 128H228V130H227ZM244 128V127H243ZM250 128L248 129L249 131H250ZM28 129H29V131H30V126H28ZM219 129V128H218ZM73 130V129H72ZM158 130V131H157ZM217 130V129H216ZM258 130V129H257ZM77 131V130H76ZM174 131H175V128H174ZM183 131V132H184ZM252 131V130H251ZM175 133H177L176 135H175ZM248 133H250V132H248ZM183 134V133H182ZM181 134V135H182ZM185 134H186V132H185ZM259 134V133H258ZM145 135V134H144ZM154 136V137H153ZM184 136V135H183ZM258 136V135H257ZM144 137V136H143ZM146 138V137H145ZM150 138V137H149ZM148 137L145 139V140H142V138L137 142V144H138V146H137V151H136V155H137V159H136V161H135V164L137 165L138 163H140L141 162V159H139L138 158V155H139V153H140V150L141 149H143V151H145L144 150V148H145V143H146V141H147V139H149ZM184 138V137H183ZM185 139V138H184ZM150 141V140H149ZM149 141H147V142H149ZM184 142V146H183V143ZM182 144V146L183 147H181L180 145ZM153 146V145H152ZM96 147V146H95ZM215 147V149H213ZM231 148H233L232 150H235V148H236V150H239V153H240V161H238V158H237V154H239V153H237V151H230V149ZM183 149H185L186 150V152H189V151H191L190 152V154L192 155V154H194V155H192L193 157V162L191 163V162H189V160L191 159V158H187L186 157V155L184 154L185 153V151L183 150ZM188 149V150H187ZM93 150H95L94 148H93ZM147 150V149H146ZM149 151V150H148ZM183 151H184V153H183ZM212 151L214 152L213 154H216V159L217 160H215V159H212L213 158V155H212ZM218 151V152H217ZM139 152V153H138ZM183 154H184V156L186 157H183ZM188 154V153H187ZM191 155H189V157H191ZM257 155V154H256ZM141 156V155H140ZM218 157V158H217ZM253 157H254V155H253ZM185 158V159H184ZM211 158V159H210ZM255 158V157H254ZM258 158V157H257ZM188 159V160H187ZM185 160H187V162H189V163H191V165L190 166H194V181L192 182V184L190 183L191 181L190 180H188V183H190L191 184V186H190V188H191V190H187V188H185V186H183L186 190V192L184 193V190H183V195H182V197H181V199H179V200H177V198H178V196H179V194H177L178 193V188L176 187V184L178 183L177 181H179V179H180V174L182 173V171L184 172L185 170H183L184 168H185V166H187L186 164H188ZM137 162V163H136ZM151 162V161H150ZM194 163V164H193ZM193 164V165H192ZM119 165H122V163L121 164H119ZM135 165V166H136ZM149 166H150V164H149ZM190 166L188 165V167H189V169H191L190 168ZM137 167V166H136ZM164 167V168H163ZM120 168V167H119ZM139 168H141L140 167V164H139ZM151 168V167H150ZM193 168V167H192ZM137 169V168H136ZM188 168L186 169V170H189ZM147 171V170H146ZM153 172V173H154ZM189 173H190V171H188ZM186 171L183 173V175L185 176V178H186V180L187 179H189V178H187V177H192L189 173H188V175H186ZM191 173H192V170H191ZM192 173V174H193ZM218 174V176L217 175H215V174ZM142 175V174H141ZM109 176V175H108ZM107 176V177H108ZM183 176V177H184ZM110 178V177H109ZM184 178V179H185ZM216 178H217V181H216ZM219 178V179H218ZM184 179H183V181H184ZM231 180V179H230ZM159 181V182H158ZM183 181H182V183H183ZM190 181V182H189ZM185 182V181H184ZM230 182V181H229ZM181 183V184H182ZM232 184V183H231ZM181 186V185H180ZM147 188V192L144 194L143 193V191L141 190L142 188ZM182 187V186H181ZM182 187V188H183ZM180 188V187H179ZM181 188V189H182ZM189 188V189H190ZM127 190L128 191H132L133 193H132V197H134L133 199H130V195H128V193H127ZM180 190V189H179ZM218 191V190H217ZM227 192V191H226ZM131 193V192H130ZM234 193V192H233ZM227 194H229V193H227ZM222 198H223V196H222ZM141 199V200H140ZM33 200V199H32ZM32 200H30V202H29V204H31V202H32ZM136 200V201H135ZM177 200V201H176ZM135 201V202H134ZM176 202V203H175ZM175 203V204H174ZM230 204H232V203H230ZM249 204V203H248ZM78 205H79V207H78V211H81V209H82V203H81V194H80V196H79V200H78ZM32 206H33V204H32ZM31 206V207H32ZM138 204L135 206V210H137L138 209ZM249 206V205H248ZM248 206H246V207H242V208H240V211L241 210H244V208L246 209V208H248ZM250 206H251V204H250ZM258 207V206H257ZM141 208V207H140ZM145 208V207H144ZM250 209V208H249ZM119 213L120 214H122L120 211H119ZM131 213H133L132 211H131ZM247 213H248V211H247ZM133 214H135V213H133ZM264 214V213H263ZM137 215V214H136ZM139 215V214H138ZM138 215H137V218H138ZM251 215V214H250ZM123 216V215H122ZM135 216V215H134ZM25 218L24 219H27L28 220V218H26V216H24ZM120 217V216H119ZM124 217V216H123ZM253 217V216H252ZM244 218H246L245 220L247 221V222H249V223H251L250 221H251V216H247L246 215V217H244ZM129 219V218H128ZM127 219V220H128ZM119 220V219H118ZM262 220V223H263V220H264V216H263V218L261 219ZM174 221L175 220H173V223H174ZM23 222H25V221H23ZM126 222V221H125ZM122 219L120 220V222H119V227H120V230H119V234L117 235V237H118V241L115 243L119 248L117 249L116 248V250L118 251L119 250V252L118 253H120V256L122 257V255H121V252H124L123 250H124V248H125V245H126V237H127V235H125V233L128 231V229H129V227L127 226V224L125 223ZM241 222H243V221H241ZM261 223V224H262ZM204 224V223H203ZM23 225V224H22ZM20 226V230L21 229H24L25 230V227L24 228H22L23 226ZM237 225V224H236ZM233 226V225H232ZM118 227V226H117ZM176 227V226H175ZM201 227V226H200ZM221 227V226H220ZM141 228H142V230H141ZM178 228V227H177ZM202 228V227H201ZM227 228V227H226ZM226 228L225 227H222V229L221 230H219V238L217 237V245H215V254H214V259H213V264H264V223H263V225L261 226V230L260 231H258V233L257 232H255V233H257V235H254L253 236V233L251 232V229H252V225H248V224H245V223H241V224H239V225H237V226H235V227H233L232 228V230H231V232H228V231H226ZM205 229V228H204ZM230 229H231V227H230ZM24 230L22 231V232H24ZM227 230H229V229H227ZM166 231V230H165ZM168 231V230H167ZM173 231V230H172ZM22 232H20V236H22L21 234H22ZM199 232H202L201 230L199 231ZM118 233V232H117ZM127 233H130V231L129 232H127ZM164 233V234H163ZM254 233V234H255ZM19 234V233H18ZM24 234V233H23ZM131 234V233H130ZM201 235L203 234V233H200ZM199 234V235H200ZM214 234H216V233H214ZM163 235L165 236V237H163ZM19 236V237H20ZM39 236L41 237V239L42 238H44L43 237V235L42 234H39ZM114 236V235H113ZM136 235H134V237H135ZM131 237H132V235H131ZM116 238V237H115ZM83 239V238H82ZM132 239V238H131ZM164 240L163 242V245H161V243H162V241L161 240ZM168 239V238H167ZM170 239V238H169ZM203 238H201V240H202ZM198 240H200V237H199V239ZM197 240V241H198ZM43 241V240H42ZM87 241V240H86ZM168 241V240H167ZM166 242V243H165ZM181 242V241H180ZM129 243V242H128ZM199 243V242H198ZM200 244V243H199ZM38 245L39 244H37L36 243V239L35 238H32L31 240H29L27 243H26V245L22 248V254H21V257L19 258V261H20V264H27L29 261H28V258H29V256H31L32 258H34L35 257V255H36V253L38 252L37 250L36 251H32V249L34 248V249H37L38 248ZM112 245H113V243H112ZM85 246H86V244H85V241H83V240H81V241H79L78 242V247L76 248V253L74 254V257L72 258V259H74V262H73V264H83L84 263V250H85ZM117 246H115V247H117ZM167 246V245H166ZM165 246V247H166ZM127 247V246H126ZM181 248V247H180ZM73 249V248H72ZM126 249V248H125ZM127 249H128V247H127ZM182 249V250H183ZM146 250V251H145ZM193 249H191V251H192ZM127 251V250H126ZM125 251V252H126ZM143 251L144 252H146V254L145 253H143ZM159 251H160V253H159ZM167 251V250H166ZM169 251V250H168ZM184 251H186L187 252V250H184ZM200 252V251H199ZM202 252V251H201ZM200 252V253H201ZM117 253V252H116ZM127 253V252H126ZM190 253H192V252H190ZM190 253L189 254H187V255H189L190 256ZM160 254L163 256H161L160 257ZM183 254V253H182ZM119 255V254H118ZM184 255H185V253H184ZM117 257H119V256H117ZM161 259H160V258ZM167 257V256H166ZM201 257H203V254H199V256H198V258H201ZM120 258V257H119ZM71 259V258H70ZM120 261V260H119ZM33 262H30V264H32ZM131 263H134V261H132ZM171 263V262H170ZM195 264V263H194Z\"/></svg>","mask_w":264,"mask_h":264}]
</instances>
